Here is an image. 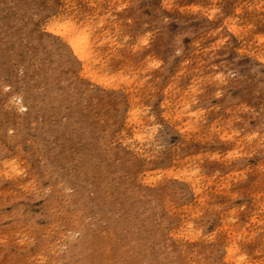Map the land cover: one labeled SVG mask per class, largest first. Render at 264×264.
<instances>
[{
	"label": "rangeland",
	"instance_id": "1",
	"mask_svg": "<svg viewBox=\"0 0 264 264\" xmlns=\"http://www.w3.org/2000/svg\"><path fill=\"white\" fill-rule=\"evenodd\" d=\"M60 2L0 0V264H234L232 233L264 264V0H95L117 33L100 78L39 29ZM131 96L148 164L125 142Z\"/></svg>",
	"mask_w": 264,
	"mask_h": 264
},
{
	"label": "bare ground",
	"instance_id": "2",
	"mask_svg": "<svg viewBox=\"0 0 264 264\" xmlns=\"http://www.w3.org/2000/svg\"><path fill=\"white\" fill-rule=\"evenodd\" d=\"M94 1L95 0H81V3H82L84 8L93 10V11H87L85 9L84 10H77L75 8V6L78 3L74 0H62V2H60L59 6H58L59 7L58 13L55 16L54 15H52V16L48 15V13L44 14L47 16H45L41 19V22L38 23V27L41 31H43V32L46 31V32L54 35L55 37H57L59 39V41L61 43V45H60V43L58 42L59 45L63 48V51H64V49L66 50V52L68 50L69 54H71L73 56V58L75 59L76 65L80 67L79 72L81 74L91 76V77L97 76L100 78V75L93 71V65L97 61L99 63L98 59H100V57L98 56V53L100 52V51L98 52V50H99L98 48L101 47V49L103 48V50H104L105 46L110 43V46L112 48L111 49L112 54H115L116 53L115 39H116L117 33L111 34V32H109L110 31V28H109V30H108L109 33L106 32V35H105V33H103V31H102V25H100V24L94 25L95 22L94 23L92 22V20H94L93 17H97V18L99 17V19L101 20L100 23L103 25H104L105 19H106L105 17L100 16L99 13H101L102 10L100 9L99 5L97 7L95 6L96 4H94ZM109 5H111V2L109 3ZM90 13H92V14L90 15ZM231 28H233V31H235V33H237V35H238L239 28L233 27V26ZM49 29H52V31H49ZM105 30L107 31V28H105ZM102 33L104 34L103 36L101 35ZM260 41L262 42V40H260V38H259V42ZM108 52H109V49H108ZM103 54H104V52H103ZM103 54H102V56H103ZM100 65H102V67L105 70L107 69L106 68L107 64L101 63ZM123 69H125V68L123 67ZM120 72H121V70L119 71V73ZM106 78H107V75H106ZM128 79H129V77H128ZM121 80L123 82L128 81L127 77H125V78L121 77ZM170 90H168V98H171L170 96L173 95V93L169 92ZM132 94L134 95L133 92H132ZM139 96L140 95L138 94V97ZM135 97L131 96V99L130 100L128 99L130 110H129L128 116H127L128 120H127L124 128H125V131L127 130L129 132L130 137L128 136L129 138H127V140H130V141L129 142L125 141V142L128 144V147L132 152H137V154L140 157L141 162L143 163L149 157L156 155V154L155 155H153V154L157 151L158 144H157V139L155 138L156 133H155L154 128L151 127V125H150L149 121L146 119V117L139 116L138 110L135 109L137 107V105L139 104L140 99H142L143 96L142 97L140 96V99L138 97H137L138 99ZM19 100L22 103V98H19ZM189 103L190 102H188V101L187 102L186 101L178 102L176 105H174V107H172L171 109H169L165 113V117L166 118L169 117L173 120H175L174 117H176V119L183 117V116L189 118L192 115V113L190 112V109H189ZM166 106L168 108L171 107L168 104H166ZM12 107L15 111H18V109H19V106H17V105H15V106L13 105ZM21 107H25V106L22 104ZM163 108L165 109V106H163ZM169 113H172V116H169ZM184 127L189 129V127L187 125H184ZM123 131H124V129H123ZM125 135H127V134H125ZM145 163L148 164L149 162H145ZM142 166H145V165L143 164ZM150 166H148V167H150ZM148 167H146V170L148 169ZM144 171H145V167H144ZM184 172H186V171L184 170ZM140 176L142 177V175H140ZM187 178L190 179V182H191L190 184L193 188H196V190L200 188L201 178L194 180L193 175H189V176H187ZM263 207H264V205H263ZM224 228H226L227 232L232 233L230 228L227 227V225L223 222L219 224L216 231L220 232ZM241 232L243 234H246L245 229L241 230ZM239 240H240V236L238 234H234V233H232L231 240L223 239V238L221 239V245L224 248L225 252L227 253V258L230 261L234 260V264H243L244 258H243V255L240 252L238 245H237V242ZM41 257H40V259H41ZM232 258H233V260H232Z\"/></svg>",
	"mask_w": 264,
	"mask_h": 264
},
{
	"label": "snow or ice",
	"instance_id": "3",
	"mask_svg": "<svg viewBox=\"0 0 264 264\" xmlns=\"http://www.w3.org/2000/svg\"><path fill=\"white\" fill-rule=\"evenodd\" d=\"M49 31H52V29H49ZM144 43H147V41L145 40V41H143Z\"/></svg>",
	"mask_w": 264,
	"mask_h": 264
}]
</instances>
